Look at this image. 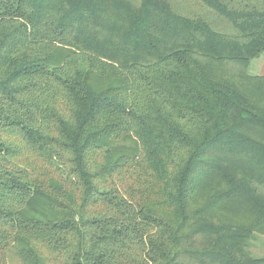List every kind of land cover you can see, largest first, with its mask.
Instances as JSON below:
<instances>
[{"label": "trees", "instance_id": "16d2710c", "mask_svg": "<svg viewBox=\"0 0 264 264\" xmlns=\"http://www.w3.org/2000/svg\"><path fill=\"white\" fill-rule=\"evenodd\" d=\"M194 1L0 0V264L261 262L264 0Z\"/></svg>", "mask_w": 264, "mask_h": 264}, {"label": "rangeland", "instance_id": "374dc122", "mask_svg": "<svg viewBox=\"0 0 264 264\" xmlns=\"http://www.w3.org/2000/svg\"><path fill=\"white\" fill-rule=\"evenodd\" d=\"M172 5L180 11H194L200 10L203 6H199L194 0H170ZM249 71L253 74L264 75V52L258 57L251 61ZM226 211L228 214L237 213L240 215L237 219H248L249 209L242 203H227L225 207L219 211H216L211 215L210 219L216 221L222 212ZM236 215V216H238ZM250 254L261 260L258 264H264V230L262 232H255L250 240L249 244Z\"/></svg>", "mask_w": 264, "mask_h": 264}]
</instances>
